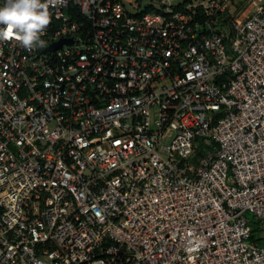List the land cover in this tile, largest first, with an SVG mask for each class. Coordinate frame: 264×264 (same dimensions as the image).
Returning a JSON list of instances; mask_svg holds the SVG:
<instances>
[{"label": "built area", "instance_id": "2783aa9c", "mask_svg": "<svg viewBox=\"0 0 264 264\" xmlns=\"http://www.w3.org/2000/svg\"><path fill=\"white\" fill-rule=\"evenodd\" d=\"M49 14L0 41V264H264V0Z\"/></svg>", "mask_w": 264, "mask_h": 264}, {"label": "clouds", "instance_id": "9594fccd", "mask_svg": "<svg viewBox=\"0 0 264 264\" xmlns=\"http://www.w3.org/2000/svg\"><path fill=\"white\" fill-rule=\"evenodd\" d=\"M50 0H5L0 5V41L15 40L27 50L45 47L41 34L50 23Z\"/></svg>", "mask_w": 264, "mask_h": 264}, {"label": "rangeland", "instance_id": "374dc122", "mask_svg": "<svg viewBox=\"0 0 264 264\" xmlns=\"http://www.w3.org/2000/svg\"><path fill=\"white\" fill-rule=\"evenodd\" d=\"M182 1H184V0H182ZM189 1H193V0H189ZM249 216L251 217V219L253 221H255V217L253 215H249ZM258 226H259V231L255 232V237L256 238H262L263 242H262L261 246H264V224H259Z\"/></svg>", "mask_w": 264, "mask_h": 264}, {"label": "water", "instance_id": "95a60500", "mask_svg": "<svg viewBox=\"0 0 264 264\" xmlns=\"http://www.w3.org/2000/svg\"><path fill=\"white\" fill-rule=\"evenodd\" d=\"M72 44V41L63 40L60 43H57L56 45L52 46L49 50H57L62 48L64 45Z\"/></svg>", "mask_w": 264, "mask_h": 264}, {"label": "trees", "instance_id": "16d2710c", "mask_svg": "<svg viewBox=\"0 0 264 264\" xmlns=\"http://www.w3.org/2000/svg\"><path fill=\"white\" fill-rule=\"evenodd\" d=\"M253 227H254V233H255L256 232V228H255L256 226L254 225ZM259 242L262 244L263 241L259 240Z\"/></svg>", "mask_w": 264, "mask_h": 264}]
</instances>
